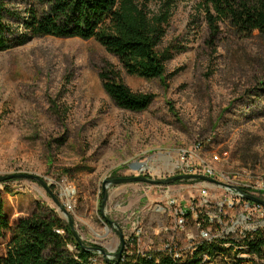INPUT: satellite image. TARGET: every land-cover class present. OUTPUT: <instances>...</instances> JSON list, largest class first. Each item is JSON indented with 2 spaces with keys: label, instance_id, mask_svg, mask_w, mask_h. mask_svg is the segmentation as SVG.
Listing matches in <instances>:
<instances>
[{
  "label": "rangeland",
  "instance_id": "rangeland-1",
  "mask_svg": "<svg viewBox=\"0 0 264 264\" xmlns=\"http://www.w3.org/2000/svg\"><path fill=\"white\" fill-rule=\"evenodd\" d=\"M136 2L149 17L166 19L158 49L165 78L148 81L126 74L94 40L40 37L17 46L10 38L9 48L0 50V177L35 175L51 193L32 180L2 182L10 223L41 208L68 223L52 197L64 209L72 197L70 210H65L85 246L116 253L115 229L126 236L125 244L135 227H143L144 237H154L163 223L154 208L164 196L188 206L203 190L223 200L228 194L194 181L110 186L101 214V185L118 177L164 180L179 175L181 150L190 152V166L202 162L211 177L221 174L233 185H245L246 191L263 184L264 43L239 38L206 0ZM5 4L20 19L31 6L29 0ZM208 14L215 19L216 34ZM20 19L7 17L6 22L16 30ZM107 65L119 70L133 92L153 96L146 111L131 113L114 105L99 79ZM230 255L223 259L226 264ZM93 257L105 264L100 254ZM236 257L243 264L257 263V258L244 260L241 252ZM219 259L213 256L203 264H219Z\"/></svg>",
  "mask_w": 264,
  "mask_h": 264
},
{
  "label": "trees",
  "instance_id": "trees-1",
  "mask_svg": "<svg viewBox=\"0 0 264 264\" xmlns=\"http://www.w3.org/2000/svg\"><path fill=\"white\" fill-rule=\"evenodd\" d=\"M29 1L31 6L25 10L26 17L20 19L7 9L5 0H0V50L9 48L10 38L16 40L17 46L40 37L94 40L118 60L126 74L148 81L165 78L166 69L158 49L166 19L149 17L136 0ZM206 3L218 14V20H227L239 38L254 37L264 43V0H206ZM7 17L20 19L19 29H13L6 22ZM208 22L216 34L217 24L209 14ZM99 79L105 94L121 110L141 113L153 101L150 94L133 92L124 84L119 70L110 65L100 71ZM1 195L0 192V264H90L94 253L80 246L69 223L55 211L41 208L12 224L5 214ZM217 240L194 244L196 251L184 255L180 264H201L202 255H220L224 244L246 247L244 252L256 254L258 260L264 261V241ZM69 246L73 247L72 251ZM125 248L126 245L120 258L104 263L178 264L164 257L156 259L153 250L141 254L135 248ZM227 259L230 264H243L241 259H236V254Z\"/></svg>",
  "mask_w": 264,
  "mask_h": 264
},
{
  "label": "built area",
  "instance_id": "built-area-1",
  "mask_svg": "<svg viewBox=\"0 0 264 264\" xmlns=\"http://www.w3.org/2000/svg\"><path fill=\"white\" fill-rule=\"evenodd\" d=\"M179 157L176 166L179 172L202 175L219 181L224 186H211L227 193L228 196L223 200L203 190L200 191L198 200L188 206L181 205L169 195L164 196L163 201L154 208L155 215L163 221L154 229L156 259L164 257L180 264L183 254L191 252V245L210 239H226L231 242L264 241V206L248 201L242 196L244 193L264 200V182L255 184L254 191H246L245 185H233L221 174L220 177H211L202 162L195 167L190 166L187 159L191 158L189 151L181 150ZM234 188L240 189L241 192L235 191ZM71 203L72 197L64 203L66 210H70ZM143 235V227H135L133 233L127 237L125 250L135 248L138 253L145 252L140 249ZM210 255L212 254H208V258ZM247 257L256 258V254H248ZM219 264H226L225 260L219 259ZM257 264H264V261L257 259Z\"/></svg>",
  "mask_w": 264,
  "mask_h": 264
},
{
  "label": "water",
  "instance_id": "water-1",
  "mask_svg": "<svg viewBox=\"0 0 264 264\" xmlns=\"http://www.w3.org/2000/svg\"><path fill=\"white\" fill-rule=\"evenodd\" d=\"M15 179H26V180L35 181V182L39 183L51 195V193L48 190V187L46 186L44 181H42L39 177H37L35 175L16 174V175L0 177V183L10 181V180H15ZM177 181H197L198 183L217 184L213 179L202 176V175H175V176L169 177V178L164 179V180H153V179H149V178L144 177V176L118 177V178H113V179H107V180H104L102 182V185H101V188H102L101 214H102L103 209H104L106 202H107V198H108L107 189L110 186L126 185V184H133V183H143V184H147L150 186H169V185L174 184ZM234 190L237 192H241L240 189H238V188H234ZM242 196L248 201L255 202V203H258V204H261L264 206V201L260 200L257 197L250 196V195H247L244 193H242ZM52 199L56 203V205L59 207L60 211L66 216L72 235L78 241V243L80 244V246L83 249L90 251V252H93V253L100 254L104 261H112V260L118 259L122 256L123 251H124V247H125V238H124L122 231L115 229L116 234L119 238V242H120L119 250L116 253H110V252L106 251L105 249L98 248V247L85 246L81 243L79 236L76 234V232L74 230L71 215L60 205V203L56 200L55 197H52ZM108 224L111 227H115L114 223L111 221H108Z\"/></svg>",
  "mask_w": 264,
  "mask_h": 264
},
{
  "label": "bare ground",
  "instance_id": "bare-ground-1",
  "mask_svg": "<svg viewBox=\"0 0 264 264\" xmlns=\"http://www.w3.org/2000/svg\"><path fill=\"white\" fill-rule=\"evenodd\" d=\"M178 174L179 175H187V174H180V173H178ZM214 181L217 183V184H214V186H217L218 184H220L219 181H216V180H214ZM205 184H208V183H205ZM210 185H213V184H210ZM65 192L67 193V196L72 195L71 191H69L68 189H65ZM250 196H252V195H250ZM254 197H256V196H254ZM207 242H210V241L208 240ZM221 248L222 249L220 251V255H216L220 259L226 258V253H228L229 251L231 252V255L237 254L238 252H241V253L245 254L246 257L244 258V260H246V261L253 260V258H254V257H247V255L249 253L247 252V250L245 252L243 251V249H247L246 247H236V248H234V247H231L229 244H224V245L221 246ZM195 251H196V248H194V244H193V248L191 249V252H186V254H190V253L195 252ZM186 254H183V256L186 255ZM208 259H209L208 258V255H205V254L202 255V257H201V264H203L206 261H208ZM236 259L239 260L240 258L236 257ZM246 261H245V263H246ZM90 264H97V260L93 257L90 260Z\"/></svg>",
  "mask_w": 264,
  "mask_h": 264
},
{
  "label": "crops",
  "instance_id": "crops-1",
  "mask_svg": "<svg viewBox=\"0 0 264 264\" xmlns=\"http://www.w3.org/2000/svg\"><path fill=\"white\" fill-rule=\"evenodd\" d=\"M125 190V189H124ZM108 199H110V194L108 195ZM107 199V201H108ZM145 235V233H144ZM143 235V240H144V249L145 251H154V237H144ZM124 238L126 239V236H124ZM118 240V244L120 245V242H119V238L117 239ZM156 242V241H155Z\"/></svg>",
  "mask_w": 264,
  "mask_h": 264
}]
</instances>
